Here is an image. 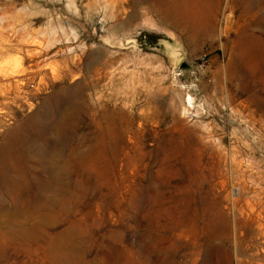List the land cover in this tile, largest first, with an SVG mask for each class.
Wrapping results in <instances>:
<instances>
[{"label":"rangeland","instance_id":"obj_1","mask_svg":"<svg viewBox=\"0 0 264 264\" xmlns=\"http://www.w3.org/2000/svg\"><path fill=\"white\" fill-rule=\"evenodd\" d=\"M151 4L0 0V150L55 97L38 144L56 149L60 176L28 194L43 207L0 217V264H165V249L186 240L198 261L182 250L173 264H202L208 253L210 264H264V26L251 27L253 52L233 41L236 0H222L215 34ZM215 9L212 0L206 12ZM108 132L115 156L90 162ZM152 182L171 207L187 190L210 201L204 221L228 222L225 236L206 245L172 222L157 230L148 208H136Z\"/></svg>","mask_w":264,"mask_h":264},{"label":"bare ground","instance_id":"obj_2","mask_svg":"<svg viewBox=\"0 0 264 264\" xmlns=\"http://www.w3.org/2000/svg\"><path fill=\"white\" fill-rule=\"evenodd\" d=\"M151 1V5L158 13L167 12L178 17L187 16L199 21L205 32L213 34L218 32L219 7L222 0H216V9L214 12H210V15L207 14L206 10L212 0ZM236 1L239 18L235 27L236 39L233 41L237 44L238 48L254 52L261 47V44H259V38L251 30V27L253 24L264 26V0ZM226 27L227 30L232 29L229 19H227ZM54 99L55 97H52L46 102L44 105L46 107L45 111H37L28 116L24 124H21L22 127L19 130L11 132L9 134L11 142L0 150V190L7 192L12 200L9 205H5L0 198V217L3 221H19L20 217L26 215V213L37 211L43 207L41 201H32L28 194L33 190H40L42 185L47 186L49 183H57L60 179L57 173L59 166L56 149H51L52 152L44 154L38 144L40 139L48 132L46 121L50 119L51 114L49 112ZM188 100L187 102L191 103L193 99L191 96H188ZM50 129L55 132L54 123L50 126ZM117 140L118 136L114 132H108L106 139L100 142L99 148L94 143L93 148L89 152L92 155L90 162L95 163L99 154L106 160L105 162L109 166V158L115 156L116 153L114 141ZM95 148L98 149L97 153H95ZM89 153L84 154V156L87 157ZM191 161L193 164H190L192 163L190 160L188 161V163L190 162L188 164L189 170H197L201 162L193 161L192 159ZM87 162L89 161L87 160ZM168 168L171 172H178L176 165L172 164L171 160H169ZM47 169H50L53 174L45 182L41 180L40 173ZM140 193L137 196L136 208L141 211L148 208L149 221L154 222L157 230H167L169 225L163 222H172V225L175 227L183 228L181 231L183 235H199L202 232L201 234L205 238L206 245L211 244L216 238L225 236L227 232L228 222L212 221V214L211 216L209 215L208 221H204V208L210 206V201L203 203L193 191L187 190L183 202L176 200L175 207H171V205H174L172 203L173 199L167 196L166 189L161 185L155 184V182L149 184L148 189ZM199 222H202L203 226H199ZM213 247L214 245L209 251ZM182 250L191 258L193 263L198 261L194 256L193 244L189 240H186L183 241V244H173L165 249V264H173L174 259L172 255ZM202 264H210L209 253L204 258Z\"/></svg>","mask_w":264,"mask_h":264},{"label":"built area","instance_id":"obj_3","mask_svg":"<svg viewBox=\"0 0 264 264\" xmlns=\"http://www.w3.org/2000/svg\"><path fill=\"white\" fill-rule=\"evenodd\" d=\"M34 86V85H33Z\"/></svg>","mask_w":264,"mask_h":264}]
</instances>
